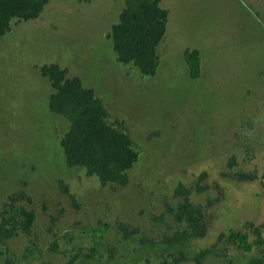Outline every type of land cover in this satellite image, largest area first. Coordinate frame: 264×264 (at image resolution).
<instances>
[{
    "label": "rangeland",
    "instance_id": "rangeland-1",
    "mask_svg": "<svg viewBox=\"0 0 264 264\" xmlns=\"http://www.w3.org/2000/svg\"><path fill=\"white\" fill-rule=\"evenodd\" d=\"M161 5L169 23L154 77L120 64L107 37L124 0H49L0 37V223L14 232L0 237V264L264 258V0ZM186 49L200 52L198 78ZM52 63L95 91L109 123L123 122L140 153L126 186L68 166L60 139L69 122L49 110L39 71ZM183 206L201 234L172 248L192 231L178 220Z\"/></svg>",
    "mask_w": 264,
    "mask_h": 264
},
{
    "label": "trees",
    "instance_id": "trees-1",
    "mask_svg": "<svg viewBox=\"0 0 264 264\" xmlns=\"http://www.w3.org/2000/svg\"><path fill=\"white\" fill-rule=\"evenodd\" d=\"M49 0H0V37L11 32L14 21L38 19ZM169 22V11L162 7L161 0H124V7L118 22L111 26L107 37L112 41L117 61L123 65H132L142 76L154 77L160 64L158 48L165 38ZM186 63L190 77L198 78L201 71L200 52L186 49ZM40 75L46 78L52 88L49 96V110L66 118L68 130L60 139L69 167L84 168L88 175L95 176L103 185L126 186L129 171L138 162L140 153L123 126V122H108L107 109L93 89L84 87L78 77H70L67 68L58 64H45L39 68ZM188 208L182 207L178 220L187 223L191 233L175 236L172 248L183 245L198 231V220ZM31 225L34 217L26 213ZM186 217V218H185ZM14 235L5 223H0V237ZM231 242L246 251L251 250L247 237L232 232ZM258 244H263L258 240ZM171 248V247H170ZM209 254L203 251L196 258L198 264ZM184 258V257H183ZM160 264H172L167 260ZM249 264H264V258L254 257Z\"/></svg>",
    "mask_w": 264,
    "mask_h": 264
},
{
    "label": "crops",
    "instance_id": "crops-1",
    "mask_svg": "<svg viewBox=\"0 0 264 264\" xmlns=\"http://www.w3.org/2000/svg\"><path fill=\"white\" fill-rule=\"evenodd\" d=\"M169 23V22H168ZM167 32H168V27H167ZM167 34V33H166ZM165 37H166V35H165Z\"/></svg>",
    "mask_w": 264,
    "mask_h": 264
}]
</instances>
